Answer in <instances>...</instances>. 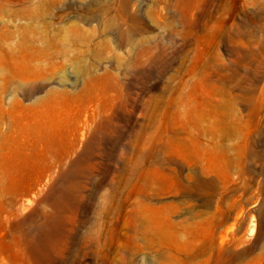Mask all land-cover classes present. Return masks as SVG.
Returning a JSON list of instances; mask_svg holds the SVG:
<instances>
[{"label": "rangeland", "instance_id": "rangeland-1", "mask_svg": "<svg viewBox=\"0 0 264 264\" xmlns=\"http://www.w3.org/2000/svg\"><path fill=\"white\" fill-rule=\"evenodd\" d=\"M7 156L50 167L23 209L0 185V264H264V0H0Z\"/></svg>", "mask_w": 264, "mask_h": 264}, {"label": "bare ground", "instance_id": "bare-ground-1", "mask_svg": "<svg viewBox=\"0 0 264 264\" xmlns=\"http://www.w3.org/2000/svg\"><path fill=\"white\" fill-rule=\"evenodd\" d=\"M140 42V41H139ZM141 44V43H140ZM40 51V50H39ZM150 49L144 45H140L137 49L136 57L134 61L136 62L139 57H143L150 53ZM12 57H15L16 54L14 52L11 53ZM21 59V58H19ZM118 80L112 76L110 73L106 72L101 75H92L89 74L86 78V83L84 87L75 93H68L67 91L64 92H51L49 95L52 98H58L60 96H66L68 99H73L75 102H78L82 105V108L79 112L81 114L84 107L87 106L88 103L92 101H97L101 99L103 96L107 95L109 92L115 89L118 86ZM33 90H29L28 94L31 96ZM42 106L45 104V101L41 102ZM16 105L18 107H24L20 102H17ZM41 114L38 116L40 117ZM49 129L43 127L42 123L40 127L35 128L33 130L25 129L20 127V134L19 135H12L9 134L8 136L16 142H20L22 144V149L24 152V156L29 155L30 153L26 152L29 147L34 148L37 150L38 146H41V142L43 141L45 134H47ZM84 135L81 133V137ZM73 139V138H72ZM70 146L72 147L74 141H70ZM72 149V148H71ZM69 153V149H62V151H58L56 155V162H60L64 156H67ZM51 155V150L46 149L44 150V156ZM46 159L43 158L42 162ZM45 162H43L40 167L39 171L34 174H29L27 177H19V175L15 176L16 170L20 169V165L16 162L14 156H7V160L0 161V185H3L6 182H10L11 190L9 192H4L5 199H2L1 202L3 204L8 205H15L19 199H21L20 207L23 209L27 205L32 203V200L24 199V196L30 191L32 186L41 180V175L49 168ZM8 195V196H7ZM248 226V225H247ZM248 234H252L253 228L252 224L250 223L247 227Z\"/></svg>", "mask_w": 264, "mask_h": 264}]
</instances>
